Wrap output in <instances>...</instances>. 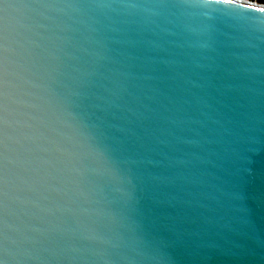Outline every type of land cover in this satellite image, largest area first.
<instances>
[{
    "label": "water",
    "instance_id": "95a60500",
    "mask_svg": "<svg viewBox=\"0 0 264 264\" xmlns=\"http://www.w3.org/2000/svg\"><path fill=\"white\" fill-rule=\"evenodd\" d=\"M260 7L0 0V264H264Z\"/></svg>",
    "mask_w": 264,
    "mask_h": 264
},
{
    "label": "rangeland",
    "instance_id": "374dc122",
    "mask_svg": "<svg viewBox=\"0 0 264 264\" xmlns=\"http://www.w3.org/2000/svg\"><path fill=\"white\" fill-rule=\"evenodd\" d=\"M237 1H244V3L247 2V3H253V4H256V5L264 6V4H259L257 2L250 1V0H237Z\"/></svg>",
    "mask_w": 264,
    "mask_h": 264
},
{
    "label": "snow or ice",
    "instance_id": "6c2138e0",
    "mask_svg": "<svg viewBox=\"0 0 264 264\" xmlns=\"http://www.w3.org/2000/svg\"><path fill=\"white\" fill-rule=\"evenodd\" d=\"M226 2H231V0H226ZM247 7H251L250 5L249 6H247ZM254 10H258V11H262V12H264V7H260V8H258V9H254Z\"/></svg>",
    "mask_w": 264,
    "mask_h": 264
},
{
    "label": "trees",
    "instance_id": "16d2710c",
    "mask_svg": "<svg viewBox=\"0 0 264 264\" xmlns=\"http://www.w3.org/2000/svg\"><path fill=\"white\" fill-rule=\"evenodd\" d=\"M250 1H254V2H257L259 4H264V0H250Z\"/></svg>",
    "mask_w": 264,
    "mask_h": 264
},
{
    "label": "bare ground",
    "instance_id": "6f19581e",
    "mask_svg": "<svg viewBox=\"0 0 264 264\" xmlns=\"http://www.w3.org/2000/svg\"><path fill=\"white\" fill-rule=\"evenodd\" d=\"M241 3H244V1H240Z\"/></svg>",
    "mask_w": 264,
    "mask_h": 264
}]
</instances>
